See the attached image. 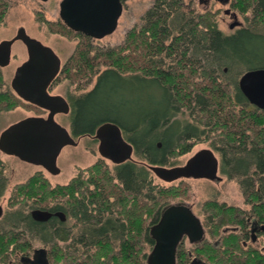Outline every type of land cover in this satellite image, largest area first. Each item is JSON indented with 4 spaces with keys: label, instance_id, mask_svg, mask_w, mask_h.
Segmentation results:
<instances>
[{
    "label": "trees",
    "instance_id": "obj_1",
    "mask_svg": "<svg viewBox=\"0 0 264 264\" xmlns=\"http://www.w3.org/2000/svg\"><path fill=\"white\" fill-rule=\"evenodd\" d=\"M231 2L248 21L233 33L219 28L218 11H186L183 0H157L142 25L130 28L123 43L113 46L95 45L91 37L58 22L54 31L80 37L62 73L72 83L82 80L83 88L96 77L90 90L67 95L72 104L71 132L94 134L101 123L116 122L134 145L133 159L112 170L100 159L55 186L39 172L17 184L12 206L56 201L53 207L65 212L66 220L40 222L31 212L13 209L0 224V264L15 261L19 253L28 255L33 237L50 245V264H147L146 244H154L148 220L154 223L164 204L183 195L180 186L156 184L148 165L173 166L176 154L190 151L194 138L203 132L200 127L220 135L225 152L222 171L238 179L245 195L256 203L251 213L264 221V110L251 105L238 87L241 70L258 67L251 59L264 51L259 30L264 27V0ZM236 69L227 79V71ZM1 79L0 74V84ZM140 80L146 86L141 87ZM160 94L157 110L131 109L133 102L138 107V99L155 102ZM3 103L6 110L14 105L1 92ZM182 108L190 111L195 124L176 119ZM2 165L0 160V193L5 182ZM206 207L220 218L216 234L221 226L240 222L235 207L225 208L217 201ZM236 235L225 239L221 251L210 244H180L177 264H187L190 251L205 253L212 264H264V257L244 250ZM13 264L23 263L20 258Z\"/></svg>",
    "mask_w": 264,
    "mask_h": 264
},
{
    "label": "water",
    "instance_id": "obj_2",
    "mask_svg": "<svg viewBox=\"0 0 264 264\" xmlns=\"http://www.w3.org/2000/svg\"><path fill=\"white\" fill-rule=\"evenodd\" d=\"M47 1V0H41ZM123 11L122 0H62L60 18L71 30L100 39L112 34ZM231 22V29L239 26ZM21 39L29 50V59L17 67L11 85L17 95L50 110L47 118L28 116L12 123L0 134V150L8 155L42 166L51 174L61 168L57 160L67 145H77L69 130L55 119L56 113H68L70 104L63 95H49L47 86L61 68V58L48 45L27 34L22 27L17 35L0 43V66L11 60V44ZM238 86L248 102L264 110V67L247 69L238 80ZM37 88V89H35ZM93 137L99 140L98 151L103 158L115 164L133 159L134 145L123 134L122 128L113 121L101 123ZM219 161L210 148H202L183 165L166 166L149 164V169L161 180L174 182L181 178L220 179ZM0 206V215H1ZM34 220L44 222L58 216L66 220L65 212L35 208L31 211ZM149 235L154 240L147 254V264H176L178 246L185 236L191 243H199L204 234L203 224L192 208L184 203L166 205L159 219L149 226ZM48 249L39 247L32 255L21 256L23 264H50Z\"/></svg>",
    "mask_w": 264,
    "mask_h": 264
},
{
    "label": "rangeland",
    "instance_id": "obj_3",
    "mask_svg": "<svg viewBox=\"0 0 264 264\" xmlns=\"http://www.w3.org/2000/svg\"><path fill=\"white\" fill-rule=\"evenodd\" d=\"M62 0H10L11 5L9 6L8 13L4 19V25L0 26V41L4 38H11L16 34V31L19 27H25L27 32L34 38L51 45L60 56L62 60V66H64L65 62L69 58V56L73 53L76 48L78 42L80 41V37L70 35H62L60 32L54 31L57 30L59 23L61 20L59 12H60V3ZM157 0H123V11L118 21V26L116 30L103 38L96 39L93 38V43L98 46H113L117 44L123 43L127 31L134 27L140 26L144 22V15L148 9H150ZM184 10L186 11H205L212 10L218 11L217 14V22L219 28L225 33H233L237 29L241 27H246L248 25V21L245 18V15L238 13V20L241 21L242 25L237 26L234 29H230L229 25L233 22V18L224 13V9L227 8L226 5L221 4L220 2H213L209 8H206L204 3H200L199 0H183ZM194 7L193 9H190ZM249 14V13H248ZM45 19L48 23H50L54 29L49 28V24L43 20ZM50 29V30H49ZM261 33L264 34V27H260L259 29ZM12 60L10 64L4 68H1L2 79L0 84V93L2 90H8L9 97H11V101L13 100L14 105L6 110L2 109L3 104L0 105V134L1 132L11 125L14 122L19 121L28 115L27 106L24 104L23 99L20 98L11 88V80L14 76V73L18 66H20L24 60V47L22 42L16 41L12 47ZM257 58V57H256ZM254 63L253 66L264 67V51L262 55L258 57V59H251ZM248 68H244L241 70L238 75V79L240 75L245 72ZM236 69L234 72L226 73V78H230L237 73ZM96 82V77L93 82L85 88L79 87V85H83L82 80L77 81L76 83H72L68 77H65L64 74H61L60 82L57 87V92L62 95L75 94L79 95L83 92L90 90ZM142 80L139 81V85L141 87L146 86L145 82ZM152 90V89H151ZM161 98V94L156 97L154 102V98H151L149 101L138 99V107L136 108V104L131 103V109L133 112H142V111H155L156 102ZM135 101V100H134ZM70 118L71 113L69 114H59L56 116V120L65 126L67 129L71 131L70 126ZM176 119H178L181 123L189 122L194 123L195 120L193 116L190 114V111L186 108H182L180 112L177 113ZM136 118H132L131 122H135ZM206 128V127H205ZM204 127H200L199 132L205 130L209 131V129H205ZM215 132H207L205 135L209 134L210 137H215ZM200 136H204V132L201 133ZM128 140L129 138L125 136ZM209 137L206 140L199 139L192 141V147L190 151L183 154H176L172 159L175 160L176 165H183L194 153L199 151L202 148H211ZM217 144H220L217 142ZM98 140L94 139L91 136H83L79 144L77 145H67L65 146L58 156V166L61 168V172L58 174H51L42 166H37L34 164H30L22 161L16 156L8 155L3 153L0 150V160L2 162V174L3 177L6 178V184L3 185L1 193H0V205L3 208L4 215L0 218V224L4 221L6 222V216L11 211L20 209L25 212H31L35 208H51L56 206V201H51L48 204H40L39 202L29 201L26 205H16L12 206L11 197L14 191V188L17 184L25 182L29 177L36 173H42V175L48 180V182L55 186L57 184L67 183L72 177H74L80 169L87 168L94 164L95 162L103 159L105 163L111 168L114 167L115 163L111 160L103 158L98 151ZM216 156L219 158L218 153ZM154 181L156 184L162 186H180L183 189V195L178 196L177 198L170 199L168 202H176V201H186L187 203L194 205V211L198 215L201 205L204 201L210 199H218L220 201L226 200L232 204H238L247 208L243 203V195L240 192V187L235 182V180H225L224 182L211 181L200 178H181L174 182H165L158 178L154 173ZM219 175H223L219 172ZM16 208V209H15ZM69 225H72L74 220L69 217ZM148 227L153 224L151 223V219L148 220ZM63 244V242H62ZM39 247H46L48 250L50 249V245L44 243L37 237H33L32 239V249L29 251L28 255L33 254V250ZM153 247V244H146V253L148 254ZM186 247H190V245H186ZM21 253L18 254L17 258L14 261V258L10 259L7 264H13V262H17L21 258Z\"/></svg>",
    "mask_w": 264,
    "mask_h": 264
},
{
    "label": "flooded vegetation",
    "instance_id": "obj_4",
    "mask_svg": "<svg viewBox=\"0 0 264 264\" xmlns=\"http://www.w3.org/2000/svg\"><path fill=\"white\" fill-rule=\"evenodd\" d=\"M123 1V0H122ZM200 3H204L206 6V8H209V6L213 3V2H220L221 4L223 5H226L227 8L224 9V13L226 15H229L231 18H233L234 16H237V20H238V14H237V11L233 10L232 9V6H231V1L232 0H199ZM11 5L10 3V0H0V16H3L1 19H0V26L1 25H4V19H5V16L6 14L8 13V10H9V6ZM190 8V7H189ZM194 7H191L190 9H193ZM234 19V18H233ZM235 20V19H234ZM241 22V21H240ZM242 23V22H241ZM231 24V23H230ZM241 25V24H240ZM22 28V27H19L16 31V34L13 36V37H9V38H4L2 39L1 41L3 40H10V39H13L19 29ZM25 29V27H23ZM230 28V27H229ZM231 29V28H230ZM234 29V28H233ZM26 30V29H25ZM50 30V29H49ZM27 32V30H26ZM80 33V32H79ZM28 35H30L28 32H27ZM84 35V34H83ZM31 36V35H30ZM90 37V36H89ZM92 38V37H91ZM93 39V38H92ZM0 41V43H1ZM16 41H20L22 42L23 44V47H24V60L23 62L27 61L29 59V50L26 46V44L21 40V39H16L12 44H11V60H12V47L14 45V43ZM42 42V41H41ZM43 44L45 45H48L50 46L54 51L55 53L57 54V51L49 44H46L44 42H42ZM10 60V62H11ZM22 62V63H23ZM10 64V63H9ZM8 64V65H9ZM6 65V66H8ZM65 65V64H64ZM6 66H0V74L2 75L1 73V68H4ZM63 68L64 66H62V60H61V68H60V71L58 74H56L54 76V78L50 81V83L48 84L47 86V92L49 95H58L59 93L57 92V87L59 85V82H60V78H61V74H63ZM15 74V73H14ZM12 81V80H11ZM239 87V86H238ZM11 88H12V85H11ZM13 89V88H12ZM37 89V88H35ZM38 90V89H37ZM14 91V89H13ZM3 93H6L8 95V90H2ZM15 92V91H14ZM16 93V92H15ZM17 94V93H16ZM62 95V94H60ZM66 100L68 101V103L70 104V111L68 113H63V112H60V113H56L55 114V119H56V116L59 115V114H69L72 112V104L69 100V98L66 96V95H63ZM23 102L24 104L27 106V113L28 115L25 116V117H28V116H42V117H45L47 118L50 114V110L44 108V107H41L33 102H30L28 100H24L23 99ZM252 105V104H251ZM24 117V118H25ZM57 121V120H56ZM69 130V129H68ZM69 132L71 133V135L79 141L80 139L83 137V136H86V135H80V136H75L70 130ZM204 132V136H198L196 138H194V140H199V139H203V140H206L207 137H209V141H211L210 143H216V144H210V149H212L214 151V153H218L219 155V158H218V161H219V168H218V174L219 172H221L223 175H219L220 176V179H216V180H211V179H208V178H204L206 180H211V181H218V182H224L226 180H235V182H237V184L239 185L240 187V192L241 194L243 195V203L244 205L247 207L245 208L244 206H241V205H238V204H232V203H229L227 202L226 200H216V199H208L206 201L203 202V204L201 205L200 207V210L198 212V217L200 218L201 220V223L203 224V228H204V234H203V238L202 240L199 242V243H191L188 239L187 236H185L183 238V240L181 241L180 244H184L185 246L186 245H190V246H208L209 244L214 247L215 249L221 251L223 250L224 248V241L225 239L231 235V233H234V234H237V236H239L238 238H240L239 242L241 243V246L244 250L250 252L252 254V256H262L264 257V221H262L261 219H259L257 216H254L252 213H251V209L253 208V206L256 204L255 202H253L252 199H250L247 195H245L244 193V187L242 186V184L238 181V179L236 178H233V179H230L228 174L227 173H224L222 171V162H223V159H224V155H225V152L223 151V146L220 145V144H217V142L221 143V140L222 138L220 137V135L217 137H210L209 134L205 135V133H207L208 131H205L203 130ZM88 136H91L93 137V134H87ZM94 139L98 140L97 138L93 137ZM79 141H78V144H79ZM99 142V140H98ZM194 146V145H193ZM227 155L229 153H226ZM23 161V160H22ZM25 162V161H24ZM28 163V162H27ZM31 164V163H30ZM35 165V164H34ZM38 166V165H37ZM50 173V172H49ZM224 176L226 177V180L224 178ZM5 179V182H4V185L6 184V178ZM196 179V178H195ZM201 179V178H200ZM203 179V178H202ZM217 201L218 203H223L225 204V208L227 207H235L237 212H236V216L238 218H236L237 220H240L239 223L237 224H225L223 226H221L219 228L220 232L218 234H216V228H217V222H218V218L215 217L211 212H209V210L207 209L206 205L208 202H215ZM175 203H184V204H187L189 205L192 210L194 211V205L193 204H190V203H187L186 201H176V202H167L166 204H164L162 206V208L159 210V213H158V217H157V220L159 219L160 217V214H161V211L162 209L166 206V205H169V204H175ZM1 206V205H0ZM51 211H58V210H61L59 208H54V207H51V208H47ZM1 215H0V218L3 217L4 215V212H3V208L1 206ZM62 211V210H61ZM195 212V211H194ZM53 218H57L59 220L60 217L58 216H52L51 219ZM217 219V220H216ZM50 220V219H49ZM156 220V221H157ZM213 220H216L215 222H213ZM62 221V220H61ZM155 221V222H156ZM154 222V223H155ZM212 223V224H211ZM149 229V227H148ZM154 241V240H153ZM179 244V245H180ZM179 247V246H178ZM177 254H178V250H177ZM189 261L187 262V264H212L211 261H209L206 257V254L205 253H201V255H196L194 254L192 251L189 252ZM178 263V258L176 257V264ZM234 264H239L237 262H235Z\"/></svg>",
    "mask_w": 264,
    "mask_h": 264
}]
</instances>
